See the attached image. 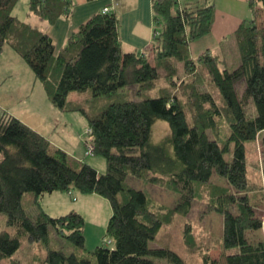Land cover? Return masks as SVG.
Instances as JSON below:
<instances>
[{
    "label": "trees",
    "instance_id": "obj_1",
    "mask_svg": "<svg viewBox=\"0 0 264 264\" xmlns=\"http://www.w3.org/2000/svg\"><path fill=\"white\" fill-rule=\"evenodd\" d=\"M19 1L0 0V51L10 46L25 60L55 107L86 116L87 152L104 157L107 169L99 172L2 110L0 213L15 232L0 229V264H21L14 255L24 240L44 244L42 264H93L92 257L97 264H160L152 257L191 264L171 247L150 242L175 214L191 212L199 186L208 192L209 209L223 217L221 256L203 253L199 264H264V239L249 237L264 230L257 195L264 168L262 182L254 183L248 160V145L264 132V26L259 24L264 0H248L252 18L223 39L221 54L206 51L196 59L190 43L212 32L216 0H153L152 58L150 52L123 50L120 20L111 8L94 14L57 51L49 34L13 14ZM73 5L29 0L30 13L51 24L69 15ZM228 54L233 65L224 59ZM88 90L92 98L111 100L92 112L82 102L68 101L72 92ZM223 119L227 130L221 137ZM158 121L167 122L169 132L154 142ZM215 176L227 187L213 185ZM148 184L176 193L175 205L153 203ZM73 190L110 202L111 245L83 253L86 218L77 210L57 217L44 210L28 215L26 194H32L30 206H40L46 193ZM51 235L74 250L51 248ZM184 238L189 246L195 243L189 226Z\"/></svg>",
    "mask_w": 264,
    "mask_h": 264
},
{
    "label": "rangeland",
    "instance_id": "obj_2",
    "mask_svg": "<svg viewBox=\"0 0 264 264\" xmlns=\"http://www.w3.org/2000/svg\"><path fill=\"white\" fill-rule=\"evenodd\" d=\"M16 9V14L20 18L26 19V12L29 13V0H20ZM21 19V20H22ZM259 24L264 26V15L260 18ZM5 52L0 54V112L7 110L15 117L43 134L53 144L68 148L72 152H80L81 145L84 147V160L89 164H98L99 168L106 172V160L102 156L88 154L87 134L88 120L81 111H62L55 107L48 97L44 86L38 80L25 60L19 56L10 46H5ZM151 58L155 57L153 47L150 48ZM230 65H233L232 55L225 58ZM243 89V84L238 85ZM212 91V89L210 88ZM92 92H72L68 101L82 102L83 107L92 112L96 107L107 105L111 98L101 96L91 97ZM91 97V98H90ZM219 97V96H218ZM220 98V97H219ZM221 137L226 135L227 123L221 122ZM169 132V125L165 121H158L154 127V142L162 140ZM80 143V144H79ZM77 154V153H76ZM249 176L254 183L262 182V172L264 168V132H262L254 143L248 145ZM101 165V166H100ZM101 170V169H100ZM100 172V171H99ZM213 185L227 187L225 180L215 176ZM153 203L158 201V205L172 208L175 205L177 194L167 190L162 185H146ZM260 199L258 213L264 220V186L257 192ZM32 194L25 195L24 204L29 216H36L44 210L53 217L64 215L71 210H79L86 216L85 227V255L92 252L97 246L111 245L106 236V227L112 214L110 202L99 196H83L77 190L71 193L61 192L59 194L46 193L41 198L40 206H30L29 202ZM209 195L205 186H199L193 207L188 215L175 214L171 222L165 223L159 232L156 241L150 242L151 247L167 245L187 258L191 264H199L203 253L218 259L221 256L220 239L223 232V217L215 211L209 209ZM166 211V210H165ZM107 221L104 224V221ZM191 225H187V223ZM189 226L193 231L195 243L191 246L184 238V231ZM0 229L15 232L14 227L7 224V216L0 213ZM52 236V235H51ZM51 248H63L67 252L74 250V246L67 240L58 236H52ZM250 239L258 241L264 239V230L259 229L249 233ZM47 253L44 244L23 241L21 248L15 253L14 258L21 264H42L41 257ZM160 264H172L165 258L152 257ZM93 264H97L95 257H92Z\"/></svg>",
    "mask_w": 264,
    "mask_h": 264
},
{
    "label": "crops",
    "instance_id": "obj_3",
    "mask_svg": "<svg viewBox=\"0 0 264 264\" xmlns=\"http://www.w3.org/2000/svg\"><path fill=\"white\" fill-rule=\"evenodd\" d=\"M72 1L74 5L71 13L69 15H62L54 24L40 20L36 15L30 13V10L29 13L26 12V19H22L15 13L18 8L17 6L15 7L13 14L19 19L37 26L42 31L49 34L57 51H59L66 45L68 38L73 33L77 32L94 14L101 12L105 7H109L112 9L111 12L116 13L120 20L119 33L123 50L126 52L135 51L141 53H148L150 51L155 38V26L153 22L154 14L152 8L153 0ZM250 18H252V11L250 10L248 0H216L215 19L212 32L209 35L190 43L192 57L196 59L206 51L217 55L221 54L223 39L233 35L242 21ZM3 52H5V48L0 51V54ZM50 142L53 144L52 141ZM55 146L59 147L57 145ZM81 146V151L79 153L72 152V154L68 152L71 151L68 148H59L65 150L77 159L84 160V147L83 145ZM92 165L98 171L103 172L101 165V168L97 166L98 164ZM105 166H107V164ZM61 192L62 191H54L51 194H59ZM90 195L95 196L96 194ZM43 197H45V194L41 198ZM106 222L107 221L105 220L104 224Z\"/></svg>",
    "mask_w": 264,
    "mask_h": 264
},
{
    "label": "built area",
    "instance_id": "obj_4",
    "mask_svg": "<svg viewBox=\"0 0 264 264\" xmlns=\"http://www.w3.org/2000/svg\"><path fill=\"white\" fill-rule=\"evenodd\" d=\"M111 9L109 8V7H105L104 9H103V12L105 13V12H108V11H110ZM92 149V146L89 144V151Z\"/></svg>",
    "mask_w": 264,
    "mask_h": 264
}]
</instances>
